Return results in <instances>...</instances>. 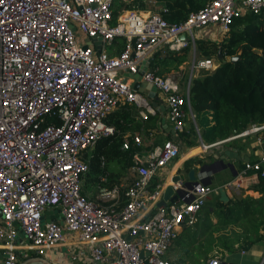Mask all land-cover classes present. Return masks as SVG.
I'll use <instances>...</instances> for the list:
<instances>
[{"label": "built area", "instance_id": "1", "mask_svg": "<svg viewBox=\"0 0 264 264\" xmlns=\"http://www.w3.org/2000/svg\"><path fill=\"white\" fill-rule=\"evenodd\" d=\"M116 1L127 0H0V264H35L31 260L69 240L86 245L94 263L171 264L165 256L171 243L184 224L194 223L209 194L220 187L237 191L251 173L264 178V123H250L213 143L252 139L257 156L233 179L214 187L200 171L172 204L158 206L163 184L155 177L179 155V144L166 139L146 148L140 134L129 132L120 145L130 155L129 182L108 186L100 155L96 195L85 193L95 144L115 133L105 120L109 112L128 103L142 118L155 113L126 74L137 73L157 52L195 51L194 30L216 27L222 40L235 18L264 12V0H208L185 20L168 22L159 11L124 5L115 17ZM213 56H193L185 89L175 75L149 65L141 76L160 92L177 134L185 132L187 117L195 122L191 78L215 70L221 60ZM46 209L58 218L44 220ZM19 234L34 259L19 253ZM207 264L222 262L214 256Z\"/></svg>", "mask_w": 264, "mask_h": 264}, {"label": "crops", "instance_id": "2", "mask_svg": "<svg viewBox=\"0 0 264 264\" xmlns=\"http://www.w3.org/2000/svg\"><path fill=\"white\" fill-rule=\"evenodd\" d=\"M142 1V7L139 6L137 9H134L139 10L144 14L148 12H160L162 7H164L162 3H158L156 0ZM207 1L208 0H206V2ZM199 39L218 40L215 38L202 37ZM186 62L187 61L183 62V65L180 64L178 66L179 69L177 68L175 72H162L160 74L175 75L179 79L181 89H185L191 67L190 64L188 67V78L185 86H183L181 84V79L183 76L182 71L184 70V64ZM150 63L149 66L151 67ZM154 69H156L157 72L159 70L158 67H154ZM199 74L200 73L195 72L192 77ZM125 79H129L130 83L134 81L130 75H126ZM153 91V96L150 95V91L147 89L138 92L149 101L151 106L155 109V113H150L149 117L138 118L134 127L127 128L122 133L130 132L140 134L143 140V145H145L146 148H150L153 144H161L166 139H173L179 144V155L170 164H167V166L162 168L155 177V181L163 184L162 190L173 183V178H175L176 175H180L183 179H186L188 171L191 168L195 169V174L197 175V173L200 172V167L202 165L216 162L217 157H215V155L222 156L225 150H231L233 152L232 156L226 155L223 161L226 164H233L236 175L242 168L245 160H253L256 158L257 152L251 138H239L213 144L219 140L217 139L212 143H208L202 139L196 120L193 122L188 117L186 118L185 132L179 134L175 133L173 126L168 119L167 106L163 101L160 92H157L155 89H153ZM191 121L195 124V129L198 133L197 143L193 136ZM181 134L184 135L182 136ZM201 143L213 145L201 150V148H199ZM189 152L195 154H189ZM91 154L93 156V153ZM90 159H88L89 164ZM108 162L109 160L106 164L107 170L109 171L108 186L122 182L128 183L130 180L128 178L129 166L124 169L126 174L122 176V180L120 182H115L112 178V172L108 167ZM213 167L206 172L207 176L204 181L206 183L209 182L210 185L214 187H220L226 181H229L236 176L233 174L234 169L228 167L223 168L221 164L215 168ZM212 170L215 171L211 172ZM97 176L90 180L91 184L89 185L90 188L93 189H91L92 191H89L92 193L90 197H95L96 195L95 184ZM86 179L87 178H85L84 181V188L87 186ZM260 179L261 178L253 173L249 174V177L243 180V185L237 191L225 190V199H221L219 193L209 194L204 205L197 212L194 223L192 225L184 224L180 228L177 238L171 243L165 255L171 264H207L208 259L214 256H218L222 263L264 264V186ZM162 195L163 191L161 193V199ZM170 204H172V202L168 200L166 205ZM16 242V245L20 246L18 250L19 253L26 254L27 256L31 253L30 255L34 259V253L28 250L27 241L22 238V234H19ZM182 242H184V246L181 245ZM195 247H199V250H195ZM3 248L4 240L0 238V257L4 251ZM31 263L105 264V262H92L88 257L87 246L76 240H69L60 244L56 248L49 250L42 260H31Z\"/></svg>", "mask_w": 264, "mask_h": 264}, {"label": "trees", "instance_id": "3", "mask_svg": "<svg viewBox=\"0 0 264 264\" xmlns=\"http://www.w3.org/2000/svg\"><path fill=\"white\" fill-rule=\"evenodd\" d=\"M156 1L164 6L165 10H161L160 13L168 22L185 20L191 11L206 2V0ZM142 2L128 0L124 7L137 9L139 6L142 7ZM122 5L123 2H115V17ZM195 43L197 51L203 57L217 56L218 50L225 59L238 56L234 62L227 59L220 61L212 72H201L191 79L189 102L192 111L194 114L208 115L201 120L204 139L212 143L243 130L250 123H264V12L235 18L226 38L222 40L196 39ZM189 49L185 47L180 51L166 50V55L158 62H162V67L167 70L170 69L168 66L170 63L178 68L187 60ZM160 53H155L154 57H159ZM138 118L139 109L134 104H121L109 112L105 120L114 126L115 133L96 142L86 175L88 180L94 179L100 172V155H104L107 161L117 160L122 164L123 170L131 164L129 152L122 151L120 145L122 132L134 127ZM260 180L264 186V178Z\"/></svg>", "mask_w": 264, "mask_h": 264}, {"label": "water", "instance_id": "4", "mask_svg": "<svg viewBox=\"0 0 264 264\" xmlns=\"http://www.w3.org/2000/svg\"><path fill=\"white\" fill-rule=\"evenodd\" d=\"M180 38L184 39L185 38V34H181ZM95 44H96L97 49H99L100 48V41L99 40L95 41ZM217 56H218L217 58H219L221 61H225L226 60L225 58L222 57L220 50H218ZM235 59H238V56L229 57L228 60L231 61V62H234ZM148 65H149V61H147L145 63V65L142 68H140L137 73H135V74L127 73L126 75H130L133 78L134 81L131 83V86L134 89H136L138 91H141V92L143 91V89H147V90L150 91V95L153 96L154 95V91H153L154 87H153V85L151 83L143 81L142 78H141L143 72L147 69ZM226 155L232 156L233 152L231 150H225L223 152L222 156L215 155V157H217V161L216 162H212L211 164L202 165L200 167V171H209L211 169V167L221 164L223 168L228 167L230 169H234V173L233 174L235 176L236 175V171H235V168H234L233 164H231V163L226 164L223 161V159H224V157ZM214 171L215 170H212L211 172H214ZM177 182L179 184H181V187H178V188L174 189L172 185H168V186H166L164 188L162 199L158 202V206H160V205H164L165 206L166 202L168 200L173 202L184 191L185 188L189 189V188L192 187L193 184L197 183L195 169L194 168L189 169L186 179H183L180 175H176L175 178H173V183H177ZM208 184H209V182H208ZM219 194L221 196V199H225L226 198V192L223 189V187H220ZM42 217L46 221L47 220H54V219L58 218V216L54 215L53 211L50 210V209H46L44 211V214H43ZM222 264H224V262Z\"/></svg>", "mask_w": 264, "mask_h": 264}, {"label": "rangeland", "instance_id": "5", "mask_svg": "<svg viewBox=\"0 0 264 264\" xmlns=\"http://www.w3.org/2000/svg\"><path fill=\"white\" fill-rule=\"evenodd\" d=\"M194 38L195 39H199L200 37L202 38H215V39H220L221 37V34L219 33L218 29L216 27H206V28H203L201 30H194ZM107 50L109 51V47L107 48ZM166 55V53H160L159 57L155 58L154 56L152 57V60H151V66H153L154 64L157 65L158 69L160 71H163L164 73H167V72H175L177 70V68L173 67L172 63H170L168 66L170 67L169 70H167L166 68L164 69L162 67V62H158V60H161L163 59V57ZM193 56H195L196 58H200L202 57L199 52L197 51V49L195 48V51H193V48H190L188 50V53H187V62L184 64V70L182 71V79H181V84L183 86H185L186 84V80L188 78V67L189 65L191 64V61L193 59ZM214 57V56H213ZM218 57V56H217ZM227 60L229 59V57L226 58ZM183 65V64H182ZM179 69V68H178ZM166 71V72H165ZM175 74V73H174ZM155 89V88H153ZM156 90V89H155ZM157 91V90H156ZM158 92V91H157ZM195 116H196V124L198 125L199 127V133L202 137V139L204 141H206L203 137V133H204V127L201 125V120L203 118H207V114L206 113H195ZM192 122V121H191ZM191 127L193 129V136L195 137V142L197 143L198 142V133L195 129V124L192 122L191 123ZM200 148V147H199ZM191 151V150H190ZM197 153V152H196ZM189 154H195V153H191L189 152ZM108 167L109 169L111 170L112 172V178L113 180L116 182H120L122 180V176H124L126 173L125 170H123V167H122V164L120 162H118L117 160H109L108 162ZM86 182H87V186L85 189V193L89 196L92 195L91 192L89 191H92L93 189L90 188V185L91 184V181L88 180V177L86 176ZM92 189V190H91ZM222 218V217H221ZM208 240V239H207ZM182 246H184V242L181 243ZM195 250H199V247H195Z\"/></svg>", "mask_w": 264, "mask_h": 264}, {"label": "bare ground", "instance_id": "6", "mask_svg": "<svg viewBox=\"0 0 264 264\" xmlns=\"http://www.w3.org/2000/svg\"><path fill=\"white\" fill-rule=\"evenodd\" d=\"M201 148V150H203V147L202 146H199Z\"/></svg>", "mask_w": 264, "mask_h": 264}]
</instances>
